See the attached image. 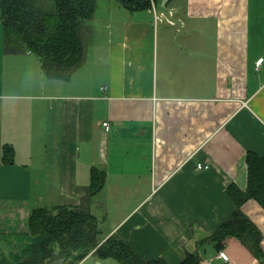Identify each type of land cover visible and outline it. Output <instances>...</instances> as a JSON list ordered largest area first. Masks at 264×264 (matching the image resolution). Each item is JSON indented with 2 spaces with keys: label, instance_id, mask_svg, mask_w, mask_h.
Returning a JSON list of instances; mask_svg holds the SVG:
<instances>
[{
  "label": "crops",
  "instance_id": "obj_1",
  "mask_svg": "<svg viewBox=\"0 0 264 264\" xmlns=\"http://www.w3.org/2000/svg\"><path fill=\"white\" fill-rule=\"evenodd\" d=\"M154 3L98 9L65 78L6 49L0 3V232L29 230L37 207L82 204L94 171L103 230L145 260L180 264L237 209L227 188L247 190L248 152L264 155V0ZM242 210L261 258L232 237L229 260L208 245L206 261L264 264V207ZM78 264L121 263L90 253Z\"/></svg>",
  "mask_w": 264,
  "mask_h": 264
},
{
  "label": "trees",
  "instance_id": "obj_2",
  "mask_svg": "<svg viewBox=\"0 0 264 264\" xmlns=\"http://www.w3.org/2000/svg\"><path fill=\"white\" fill-rule=\"evenodd\" d=\"M156 1L160 4L162 0ZM116 2L132 10L151 7V0ZM0 3L8 51L34 52L51 77H69L83 63V30L91 26L99 9L98 0H0ZM13 154L12 147L5 146L3 161L12 163ZM247 163V190L234 183L227 188L237 209L209 237L198 241L195 251H188L180 264H207L208 245L224 251L222 248L232 237L261 258L262 232L242 210V205L255 199L264 207V155L250 150ZM96 172L93 174L100 181L82 204L37 207L31 213L29 230L0 232V264H78L90 253L102 259H116L121 264H170L163 258L145 260L118 234L105 233L96 211L91 209L97 205L93 196L104 182Z\"/></svg>",
  "mask_w": 264,
  "mask_h": 264
},
{
  "label": "built area",
  "instance_id": "obj_3",
  "mask_svg": "<svg viewBox=\"0 0 264 264\" xmlns=\"http://www.w3.org/2000/svg\"><path fill=\"white\" fill-rule=\"evenodd\" d=\"M152 6H153V8H154V10H155V12H156V9H157V8H156V5H155V3H154V0H152ZM157 15H158V14H157ZM262 61H263V57H261V58L257 61V65L260 66V64L262 63ZM104 124H105V127H106L107 129L110 128V125H109V122H108V121H106ZM205 166L207 167V165L199 164V165H198V168L201 169V168H204ZM218 256L221 257L222 259H225V260H228V259H229V255H228L225 251H220L219 254H218ZM207 264H212V262H211V261H208Z\"/></svg>",
  "mask_w": 264,
  "mask_h": 264
},
{
  "label": "rangeland",
  "instance_id": "obj_4",
  "mask_svg": "<svg viewBox=\"0 0 264 264\" xmlns=\"http://www.w3.org/2000/svg\"><path fill=\"white\" fill-rule=\"evenodd\" d=\"M116 2V0H112V2ZM111 2V0H98V4H99V10H101L102 8H104V9H102V10H105L106 8H107V6L109 5V3H112ZM84 28V27H83ZM83 34H84V36H86V30L84 29L83 30ZM86 39H87V36L85 37ZM88 39L90 40V36H88ZM110 220V219H109Z\"/></svg>",
  "mask_w": 264,
  "mask_h": 264
},
{
  "label": "water",
  "instance_id": "obj_5",
  "mask_svg": "<svg viewBox=\"0 0 264 264\" xmlns=\"http://www.w3.org/2000/svg\"><path fill=\"white\" fill-rule=\"evenodd\" d=\"M166 2H167V0H162V1H161V4H162V5H165Z\"/></svg>",
  "mask_w": 264,
  "mask_h": 264
}]
</instances>
